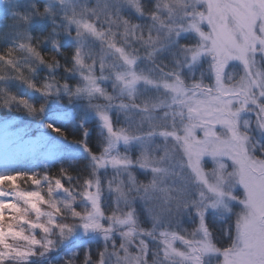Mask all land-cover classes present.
<instances>
[{"label": "snow or ice", "instance_id": "snow-or-ice-1", "mask_svg": "<svg viewBox=\"0 0 264 264\" xmlns=\"http://www.w3.org/2000/svg\"><path fill=\"white\" fill-rule=\"evenodd\" d=\"M13 111L0 264H264V0H0Z\"/></svg>", "mask_w": 264, "mask_h": 264}, {"label": "rangeland", "instance_id": "rangeland-1", "mask_svg": "<svg viewBox=\"0 0 264 264\" xmlns=\"http://www.w3.org/2000/svg\"><path fill=\"white\" fill-rule=\"evenodd\" d=\"M20 91L24 92L25 89L23 86L20 87ZM4 119H9V120H15L18 122L17 127H24V128H34L36 127L37 124V119L32 117L27 116L23 112H19L14 114V116H11L9 113L7 114L6 117H1ZM15 130L12 128L8 127H3L0 128V156H3L5 153H11L15 151L20 150V145L17 142L16 136L14 134ZM33 135H35V132H33ZM31 162H37L32 159H20L16 163H18L20 166H24L26 164H30Z\"/></svg>", "mask_w": 264, "mask_h": 264}, {"label": "trees", "instance_id": "trees-1", "mask_svg": "<svg viewBox=\"0 0 264 264\" xmlns=\"http://www.w3.org/2000/svg\"><path fill=\"white\" fill-rule=\"evenodd\" d=\"M19 113V112H17ZM11 116H14V114H16V111H13L11 113H9ZM1 118V117H0ZM34 120V118H32ZM37 162H31L30 164H26L24 165V167H29V166H33L34 164H36Z\"/></svg>", "mask_w": 264, "mask_h": 264}]
</instances>
